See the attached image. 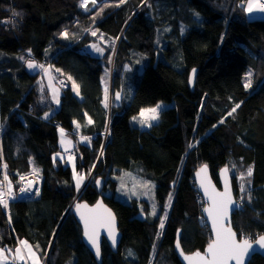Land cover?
<instances>
[{
	"label": "trees",
	"instance_id": "trees-1",
	"mask_svg": "<svg viewBox=\"0 0 264 264\" xmlns=\"http://www.w3.org/2000/svg\"><path fill=\"white\" fill-rule=\"evenodd\" d=\"M98 1L85 10L81 0H0V166L17 185L34 168L42 179L35 198L14 202L8 211L0 205V247L15 250L27 241L43 264H98L71 205L76 198L90 205L103 199L116 214L122 240L116 252L103 240L102 264H182L175 251L179 232L189 254L205 251L212 239L194 178L203 165L217 183L220 171L229 169L241 206L232 220L239 237L264 235V19L250 18L248 0ZM29 60L68 84L67 90L57 86L59 106L40 74L28 70ZM141 67L143 73L133 74ZM112 68L113 98L116 91L123 90L125 100L129 94L121 108L105 107ZM249 71L252 83L245 88ZM162 102L169 107L158 123L147 130L132 124L141 110ZM61 129L76 142L77 172L93 171L85 188L77 190L72 168L55 158L62 152ZM125 169L155 182L157 210L146 200L116 197ZM98 178L105 180L102 193ZM25 257L12 264H30ZM249 264H264V257L255 255Z\"/></svg>",
	"mask_w": 264,
	"mask_h": 264
},
{
	"label": "snow or ice",
	"instance_id": "snow-or-ice-1",
	"mask_svg": "<svg viewBox=\"0 0 264 264\" xmlns=\"http://www.w3.org/2000/svg\"><path fill=\"white\" fill-rule=\"evenodd\" d=\"M93 7L96 6L97 0H90ZM126 0H119V3H125ZM144 3L147 4L148 0H144ZM89 0H81V7L85 8V10L88 9ZM119 6V5H117ZM254 10H258L260 12H264V3H261L260 0H248L247 2V8L246 11L248 13H252ZM102 11V9H101ZM99 14V13H97ZM14 15H18V13H14ZM95 19V17H93ZM93 36L97 35L96 31H92L91 33ZM63 36L67 38L68 33H63ZM103 39V36L100 37ZM96 52L103 55L104 49L99 47L96 44H93L91 46ZM23 59V57H21ZM27 64V67L29 69L34 68H41L43 69V65H37L36 63L32 61H25ZM46 71V70H45ZM59 71V69H57ZM195 69H193V77L195 75ZM252 73L249 71L245 76V88L251 87L252 83ZM71 80V77L68 78ZM73 89L77 92V95H79V86L73 82ZM53 99L56 100L57 103H59L58 94L53 96ZM116 99H120L119 93L116 94ZM108 97H107V89H105V107H108ZM240 107L239 104H236L232 110L228 113L229 116H231L233 113L236 112V110ZM159 108L160 105H157L156 107L149 108V109H143L140 112L139 122L142 126H151L150 121H155L159 119ZM137 117H133V120H137ZM224 121L221 120V123ZM88 123H92V121L89 119ZM79 128V125H77ZM83 140L90 142V137H82ZM70 143V141L68 142ZM61 144L62 146L65 144L64 140V131L61 129ZM191 146V145H190ZM65 151H67V148H65ZM103 153L101 152V155ZM59 155V154H57ZM62 158V157H61ZM55 159V158H54ZM63 159V158H62ZM7 167L6 165L4 166ZM207 166L205 165L202 171H205ZM228 172V169L225 168L222 170V173L226 176ZM38 174V169H33V175ZM253 174L252 168L249 167L247 170V177H251ZM74 178L76 180V188L79 190L80 184L85 179V176L83 174H79L75 172L74 169ZM23 180L24 177H21ZM241 179H244L242 176ZM4 181L6 183L0 184V205H2L5 209L8 208V197H11L12 195V185L11 182L8 181V176L5 174ZM250 182V181H249ZM97 184L100 183L99 180L96 181ZM29 188H21V192H27L32 187V181L28 182ZM123 186V185H122ZM144 187L148 188L149 185L145 184ZM203 187V185H202ZM241 190H244L243 185H241ZM207 192V189L205 190ZM36 195H39V191L37 190ZM220 195V194H217ZM212 207L205 209V211L208 213L209 218L212 220L213 224V230L215 232V239L208 245L207 252L204 255H201L199 252L195 253V257L198 259L199 264H229L230 261H234L235 264H245V257L249 255V251L253 248V241L249 240L248 238H244L241 240H237L236 233L232 231L231 227H224L223 221L226 219L228 214V206L233 203L231 199V193L230 191H226L223 194V198L220 200H216L212 197ZM169 200H171V196L169 197ZM77 210L81 207H86L84 205H77ZM155 214V211L153 212ZM110 217V224L111 227L109 229V237L112 240V244H116V234H115V218L111 216V213L108 214ZM81 219L84 221L85 231L84 235L88 240V243L91 244L92 248L95 249V253L97 258L100 257V244L98 240V236L94 230H89V221L84 217L83 214H81ZM160 227L163 229L164 227V221L161 220ZM255 244L259 245L261 249H264V235H260L257 239H255ZM21 247H18L16 252V258L20 260H25V256L22 254L21 248L27 251L28 253V259L32 260V264H40V258L36 255V252L32 250V246L28 244L27 241H20ZM177 248H180L179 242H177ZM38 248V246H36ZM131 255V253H129ZM181 255H184L183 252H181ZM0 257H4V251L3 249H0ZM185 260H188L191 264V261L193 257L190 256H184Z\"/></svg>",
	"mask_w": 264,
	"mask_h": 264
},
{
	"label": "water",
	"instance_id": "water-1",
	"mask_svg": "<svg viewBox=\"0 0 264 264\" xmlns=\"http://www.w3.org/2000/svg\"><path fill=\"white\" fill-rule=\"evenodd\" d=\"M126 70H130V68L127 66L125 68ZM196 70V69H195ZM196 73L197 70L195 71V75L193 77V71L190 74L189 78V83L191 87H194L195 82H196ZM119 93L120 99H116V94ZM123 101H124V92L123 90L121 91H116L114 95V107L115 108H121L123 107ZM205 165L201 166L196 172H195V182H196V187L198 192L200 193L201 197L203 198V201L205 203V207L203 209V217L206 221L207 226L210 229L211 232V241L210 243L215 239V232L213 230V224L212 220L209 218L208 213L205 211V209L211 208L212 207V199L210 197L220 200L223 198V194L226 191H230L231 193V199L233 201L232 204L228 206V214L226 219L223 221L224 227H231L232 231L236 233V238L237 240H241L244 238H240L238 233L235 231L233 227V215L241 210V206L238 203L235 195V190H234V185H233V178L232 175L228 169L227 175L225 176L222 173V170L225 169L223 168L218 176V183L214 180L212 177L211 171L209 167L207 166L205 171H202ZM97 180L100 181L99 184L95 183V187L97 189L98 193H102L103 189L105 187V180L103 178H98ZM96 180V181H97ZM203 185V187H202ZM207 189V192L205 191ZM220 194V195H217ZM84 205L86 207H81L79 211L77 210V205ZM109 213H111V216L115 218V234H116V244H112V240L109 237V229L111 227L110 224V217ZM72 214L75 216L76 220L78 223L82 226L83 232L85 231V226H84V221L81 219V214L84 215V217L89 221V230L92 231L94 230L98 236L99 244H100V257L97 258L95 249L92 248L91 244L88 243L87 238L85 235H83V240L85 243V246L88 248V250L92 253L94 256L96 262L98 264H102L103 258H102V242L105 239L108 244L110 245L111 249L116 252L118 247L120 246L121 240H122V233L119 229V223L118 219L116 217V214L114 211L105 204L103 199H100L96 204L90 205L86 201H79L73 208H72ZM84 234V233H83ZM257 239V238H256ZM250 240V239H249ZM253 241V248L249 251V255L245 257V264H249L250 261L253 259L255 255H260L264 257V249H261L259 245L255 244V239L251 240ZM177 242L180 244V248H177ZM209 243V244H210ZM208 244V245H209ZM206 247L205 251H198L201 255H204L207 252ZM175 251L178 256V259L182 264H190L188 260L184 259V256H190L193 257L191 264H199L198 259L195 257V253H186L180 243V232L178 233L177 240L175 242ZM181 252H183L184 255H181ZM229 264H235L234 261H230Z\"/></svg>",
	"mask_w": 264,
	"mask_h": 264
},
{
	"label": "rangeland",
	"instance_id": "rangeland-1",
	"mask_svg": "<svg viewBox=\"0 0 264 264\" xmlns=\"http://www.w3.org/2000/svg\"><path fill=\"white\" fill-rule=\"evenodd\" d=\"M89 3L91 4L90 0H89ZM90 4H88V7L90 6ZM96 4H100V2L97 0V3ZM256 11H257L256 13H253V12L250 13V18L251 19H255V18H263L264 19V12H260L258 10H256ZM91 46H92V44H91ZM82 52L83 53H86V52L89 53V50L83 49ZM92 52H94V51H92ZM32 62L36 63L37 65H40L36 61H33L32 60ZM28 70L30 72H32L33 74L39 73L40 74L39 82H40L41 86L44 89H46L47 91H49L52 94V97L54 95H57L58 94V98L60 99V96H61L62 93L60 92V90L58 88L59 87L58 80L55 79L56 76H57L56 75L57 73L54 70H50V68L44 67V66H43V69H40L39 67H37V68H34V69H29L28 68ZM143 71H144L143 70V67H141L138 71H136V72L134 71L133 74H135V73L140 74V73H143ZM113 72H114V69L112 68V70L109 73V75H110L109 82H108V84L107 83L105 84V88L107 89L108 103H110V104L114 103L113 91L111 89V87H112ZM72 90H73L74 94L77 97H79V98L81 97L80 88H79V95H77V92L73 89V85H72ZM126 95H127L126 100L124 98L125 103H127L129 101V99H128L129 94H126ZM53 101H54V103L57 106L60 105L59 104L60 102L57 103L56 100H54V99H53ZM158 105H160V108H159V119L158 120H155V121H150L151 126L159 122L161 113L165 109H167L169 107V105L167 103H164V102L159 103ZM147 109H149V108H147ZM133 117H137L138 119L134 121L133 120ZM133 117L131 118V122H132V124L134 126H137V127L141 128L143 130H147V129H149L151 127V126H142L141 125V123L139 122L140 113L138 115H136V116H133ZM0 126H1L0 128L2 129L1 112H0ZM73 133H75L74 135L80 141H82L84 143H90L92 141V138H90V142L83 140L82 137H85V136H81L78 132L77 133L76 132H73ZM0 136H1V134H0ZM59 137H60V145H61V148H62V152L59 153L58 156H55V158L58 157V159H60L61 161H63L64 164L69 165L72 168L73 175H74V169H75V172L78 173L77 172V169L75 168L76 167V153H75L76 142L71 137L67 136L65 134V132H64L65 144L62 146V144H61V130L59 132ZM69 141H70V143H68ZM65 148H67V151H65ZM36 175H34V176H36ZM92 176H93V171L88 176H85V179L80 184V189L81 188H85V186L92 181ZM74 180H75V178H74ZM117 181H118V187H117V191H116V197L119 200H121L123 202H126V203H130L133 199L146 200V201L150 202V204L152 205V207H153L154 210H157L156 184H155V182L150 181V180H146V179H143V178H139L138 176L134 175V173L131 172L128 169H125V173L121 177L117 178ZM95 183H96V180H95ZM145 184L149 185L150 187H148V188L144 187ZM107 194L110 195L111 193L108 192ZM78 202H79V200H78V198H76L74 200V202L72 203V205L74 203L76 205ZM10 205L11 204H9V206H8L7 209H5V208L4 209L6 211H8ZM72 205H71V209L75 206L74 205L72 207ZM169 211H170V207L168 206L166 208V211L164 212V216L162 218V220L164 221V227H163V229H161V227H160V229H161L160 237L162 236V232H163V230L165 228L166 220L168 218ZM159 244L160 243L158 241V243L156 245V248H155V251L153 253V259H155V257H156V254H157L156 253V250L159 247ZM18 247H21V245H18ZM0 249H3V251H4V257H0V264H11V263H15V260L17 259L16 258V252H15L16 249L13 250L10 247L9 248L0 247ZM23 250L24 249L21 248L22 254L24 256L27 255V257H28L27 251L26 250L23 251ZM32 250L35 251V249L33 247H32ZM36 255L39 257V255L37 253H36ZM28 260H29L30 264H32V260L31 259H28ZM40 264H43L41 258H40Z\"/></svg>",
	"mask_w": 264,
	"mask_h": 264
},
{
	"label": "built area",
	"instance_id": "built-area-1",
	"mask_svg": "<svg viewBox=\"0 0 264 264\" xmlns=\"http://www.w3.org/2000/svg\"><path fill=\"white\" fill-rule=\"evenodd\" d=\"M260 2L264 3V0H260ZM58 85L62 90L69 89V86L64 79L58 78ZM2 131H3V129H0V132H2ZM4 166H5L4 163H3V165L0 166V184L6 183L4 181V176H5V174H7L8 181H10L11 185H12V195H11V197H8V203L9 204H12L14 202L21 201V200H30V199H33L37 196L35 193L37 190L40 192L41 185H42V179L39 175L34 176V175H32L33 173L25 175V176H23L24 177L23 180L21 178L19 179V184L17 185L14 182V179L12 178L8 167L5 168ZM33 179H36L38 181V184L36 186L30 188L29 191H27V192H21L20 191L21 188H29L27 186V182L29 180H33ZM75 203L72 205V207L75 205ZM16 264H18V263H16ZM25 264H29V263L26 262Z\"/></svg>",
	"mask_w": 264,
	"mask_h": 264
},
{
	"label": "bare ground",
	"instance_id": "bare-ground-1",
	"mask_svg": "<svg viewBox=\"0 0 264 264\" xmlns=\"http://www.w3.org/2000/svg\"><path fill=\"white\" fill-rule=\"evenodd\" d=\"M29 181H32V187H34V186H36V185L38 184V181H37L36 179L29 180ZM29 181H28V182H29ZM28 182H27V186L29 187ZM32 187H31V188H32Z\"/></svg>",
	"mask_w": 264,
	"mask_h": 264
},
{
	"label": "crops",
	"instance_id": "crops-1",
	"mask_svg": "<svg viewBox=\"0 0 264 264\" xmlns=\"http://www.w3.org/2000/svg\"><path fill=\"white\" fill-rule=\"evenodd\" d=\"M256 12H257L256 10L253 11V13H256ZM45 73H46V72H45ZM0 127H1V126H0ZM56 156H58V155H56ZM74 164H75V163H74ZM75 168H76V167H75ZM22 249H23V248H22ZM17 262H18V261H17ZM11 264H12V263H11Z\"/></svg>",
	"mask_w": 264,
	"mask_h": 264
},
{
	"label": "clouds",
	"instance_id": "clouds-1",
	"mask_svg": "<svg viewBox=\"0 0 264 264\" xmlns=\"http://www.w3.org/2000/svg\"><path fill=\"white\" fill-rule=\"evenodd\" d=\"M1 133V132H0Z\"/></svg>",
	"mask_w": 264,
	"mask_h": 264
}]
</instances>
